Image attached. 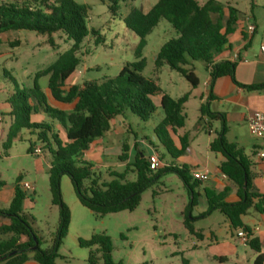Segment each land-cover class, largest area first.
Returning a JSON list of instances; mask_svg holds the SVG:
<instances>
[{"label":"trees","instance_id":"obj_1","mask_svg":"<svg viewBox=\"0 0 264 264\" xmlns=\"http://www.w3.org/2000/svg\"><path fill=\"white\" fill-rule=\"evenodd\" d=\"M111 1L110 9L117 14L121 2L129 0ZM88 10V4L76 0H0V35L21 30L49 36L62 33L73 43L71 48L35 74L32 87L21 88L16 84L14 92L6 99L9 104L7 114L12 117L14 125L36 134L42 143L41 150L47 149L51 154L49 184L52 203L59 206L60 216L50 245L42 249L41 238L23 212L27 195L19 180L9 207L0 210V218L9 219V223L0 225V262L4 264H24L30 258L40 264H59L58 259L62 257L59 249L71 222L70 209L61 194L60 182L64 174L70 177L80 203L101 218L125 210L134 211L143 193L167 172H175L183 179L192 196L191 205L196 204L195 188L202 182L190 175L186 165L178 166L173 161L190 147L188 134L179 136L180 148H174L172 137V133L177 134V130L186 125L184 105L190 93L174 98L164 92L154 79H146L141 74L147 63L143 56L146 38L162 19L173 26L177 37L160 48L157 66L168 64L195 88L199 85L195 62L203 61L213 81L228 76L247 90L264 91V83L245 85L237 81V62L228 59L215 61L229 46V36L235 32L240 19L237 8L231 5L225 8L218 0H207L204 4L198 0H157L146 12L140 8L132 9L124 22L140 37L135 51L136 60L125 65L114 78L67 86L68 79L82 61L79 50L86 37L91 33L98 36L96 44L103 41L98 30L88 27ZM41 77L48 78L46 88L51 98L71 105V110L50 103L45 88L39 82ZM157 96H160L159 104L155 101ZM159 108L163 119L154 128V133L173 162L154 170L150 168L148 158L137 154L133 162L126 164L123 173L113 171L110 174L113 179L101 182L100 176L93 171V165L82 159L92 143L110 130L111 121L116 117L130 112L147 121ZM200 110L202 114L224 122L221 133L211 141L210 148L224 156L219 168L233 186L227 185L219 192L204 190L208 202L205 215L216 210L223 213L234 230L243 231L249 237V245L258 253L253 264H264L260 240L252 235L251 227L242 219L250 210L264 213V193L254 185L253 162L236 143L227 140L223 113L213 112L207 105H202ZM35 116L42 118L35 120ZM5 146L9 148V145ZM127 151L125 146L119 156L120 161H127ZM28 152H33L32 144ZM130 172L136 174L133 181L126 178ZM233 188L235 193L230 198ZM184 225L190 233L197 234L188 211ZM79 244L96 247L89 254V264H101V260L104 264H114L113 242L109 236L94 234L89 239H79ZM183 264H187L186 259H183Z\"/></svg>","mask_w":264,"mask_h":264},{"label":"rangeland","instance_id":"obj_2","mask_svg":"<svg viewBox=\"0 0 264 264\" xmlns=\"http://www.w3.org/2000/svg\"><path fill=\"white\" fill-rule=\"evenodd\" d=\"M89 5L87 23L89 29H96L103 37V41L96 44L98 36L91 33L81 44L79 56L82 61L75 72L67 81V86L72 84H84L88 81H101L103 78L116 77L121 69L128 63L136 60L135 51L140 42L131 29L127 27L124 18L134 8L148 11L157 0H129L121 2L117 14H114L110 5L111 0H76ZM204 4L207 0H198ZM225 8L234 6L240 11V24L250 19L257 24V32L252 37V44L248 47L249 56L258 52L260 43L264 41V0H218ZM239 26V24L237 25ZM177 37L176 30L165 19L147 36V43L143 48V56L146 58V67L141 73L146 79H154L170 95L178 98L192 89L190 82L179 72L173 70L168 64L156 65V57L160 48L168 41ZM233 40V41H232ZM235 43V39H231ZM72 42L62 33L52 36L37 34L33 31H10L0 35V115H4L3 123H0V186L14 188L20 180V187L26 191V199L23 202V212L34 230L41 238V248H47L56 231L60 208L52 203V195L49 184V163L51 154L42 150L41 154L29 153L28 149L42 147L37 135L30 133L25 128H17L13 119L7 114L6 99L19 87H32L35 74L55 61L64 51L72 47ZM195 73L200 78V89L204 90V79L208 76L203 61L195 62ZM6 71L8 73H6ZM40 84L45 88L47 77H41ZM47 94L50 95L47 90ZM200 98L193 97L185 106L187 115V129L191 134L197 132V115H199ZM66 107H70L67 106ZM163 112L159 108L153 116L144 121L139 116L128 112L121 120L125 123L119 125L120 130L104 139L105 144L112 143V148L106 151L105 156L101 152H89L82 159L93 165V171L100 176L101 182H108L112 178L109 170L123 173L126 164L122 165L119 156L123 152L124 141L129 148H133L134 141L142 144L143 149L164 154L167 161L172 158L167 154L160 141L154 138V128L162 120ZM214 129L221 133L224 122L222 119L211 118ZM227 124V123H226ZM226 138L230 143H236L245 155L252 161L256 158L254 144L260 141L254 137L248 124L230 122L227 124ZM63 139V133H61ZM173 137V136H172ZM208 132L200 131L199 146L189 153L190 159H184L185 165L192 176L193 170L211 161L219 165L223 155L212 150H206ZM152 144H151V143ZM174 148H178L173 139ZM9 145V148L5 146ZM176 165L179 162L173 160ZM172 162V161H171ZM260 174L259 169L256 170ZM127 180L136 179V174L130 172ZM31 184L30 189H24L23 183ZM61 194L64 203L71 212V222L68 233L59 249L62 256L59 264H89L90 252L96 247H82L79 239H89L94 234H105L113 242L114 264H162L169 261L170 264L178 263L181 258L192 262L199 255L202 261L207 262L216 247L207 246L208 242L199 243L197 236L189 233L184 226L186 211L193 218L195 230L204 234L210 229H221L220 240H230L231 233L238 232L230 229L225 223V215L216 210L205 215L208 210V202L204 189L223 190L224 183L217 182L214 178L202 182L195 188L196 204L191 205L192 196L183 179L175 172L162 174L160 180L147 189L142 200L134 211H121L111 213L101 218L84 207L78 200L72 181L66 174L61 177ZM193 183V180H191ZM158 193V194H155ZM10 205V204H9ZM9 206L4 202L1 209ZM188 209V210H187ZM222 246V245H219ZM242 249L243 259L247 261L249 256ZM249 250V249H248ZM101 264H104L101 260Z\"/></svg>","mask_w":264,"mask_h":264},{"label":"crops","instance_id":"obj_3","mask_svg":"<svg viewBox=\"0 0 264 264\" xmlns=\"http://www.w3.org/2000/svg\"><path fill=\"white\" fill-rule=\"evenodd\" d=\"M239 22H240V19L238 21L239 26H237L235 32L229 36V46L215 58V61L218 62L221 60L228 59V60L237 62L235 76H236L237 81L242 84L250 85V84L264 83V57L260 51V48L258 52L252 53L251 55L252 57L249 56V52H248V47H250V45L252 44V37L257 32V24L255 22L250 21V19H247L246 22L241 23V24ZM250 24H254L256 27L254 33L252 34L248 30V27ZM232 37L233 39H235V43L232 42L233 40L231 41ZM263 42L260 43V46ZM235 54H239V59H237L236 61L235 59H233ZM207 72H208V76H206L203 82L204 90L200 89L201 80L198 77L199 85L195 88L192 87V89L188 91L190 93V97L184 105V113H185V106L190 101V99L193 97L200 98V103H201L199 107L200 112H199V115H197V124L195 125L197 132L195 134H191V132L187 129V120H186V125L177 130V134L172 133V131L169 128V130L172 133L173 139L176 140L178 144V148H180L181 146L180 141H179L180 135L182 136L184 134H188L190 138L189 150L184 155L176 159V161L179 162L178 166L185 165L186 163L183 160L187 158L190 159L191 157L189 156V153L192 150H197L196 145L198 147L199 143L196 141L199 139L200 131L208 132L206 150H211L210 148L211 141L219 135L218 130L214 129V127L212 126L210 122L211 117L208 116L207 114H202L200 110L202 105H207L209 109L213 112L223 113L225 115V125L227 128V131H228V127H227L228 123L238 122V123L248 124L247 123L248 117L253 112L264 111V91L247 90L237 85L232 80V78L228 76L220 77L213 81L211 79L210 72L208 70ZM157 84L159 83L157 82ZM47 90L48 89L45 87L46 92ZM162 90L167 93V91H165L163 88ZM48 96H49L50 103L52 105L59 107L61 109L68 110V111L71 110L72 108L71 105H67L70 107H66V104L56 102L51 98L50 95ZM155 101L157 104H159L160 96L155 97ZM5 104H6V107L9 109V104L8 103H5ZM121 117L122 116H118L111 121L110 130L107 131L102 137L97 138L92 143L90 149L85 154L89 152H101L103 156H105L106 151L110 150L113 145L112 143H110V139L108 140V143L105 144L104 139L114 134L117 129L120 130L119 125H122L125 123V119L121 120ZM1 118L2 119L0 123H3L4 115L1 116ZM41 118H42L41 116L34 117L35 120H40ZM186 118H187V115H186ZM162 119H163V115H162ZM158 123H159V120H157V124ZM154 138H156L155 133H154ZM122 143H123V150L125 146L128 150L127 151L128 159L126 162L121 161L122 165L127 164L129 162H133L137 154H141L142 157L145 156L147 158L151 153H153V151H149L148 153H146L147 151L143 149V146L145 145L144 140H142V144H140L136 139L134 141L132 149L129 148L124 141H122ZM254 146L256 150V158L254 161H252L253 166L251 167V170L253 172V182H254L256 189L264 193V160L260 159L257 155V150L260 146H262V141L261 140L257 141L254 144ZM162 155L163 154H159L160 159L162 163L164 164L163 166L170 164L172 160L167 161L165 157L163 158L161 157ZM224 159L225 158L223 156V159L221 160V162ZM220 164L216 165L215 163L211 161H207L206 164L196 169L208 170L210 172L209 179L214 178L217 182L224 183L225 186L229 185L233 187L231 182L226 178V176L221 173V170L219 168ZM257 168L259 169L260 174L256 173ZM113 171L114 170H109V173ZM7 187L8 186L6 185H3L2 187L0 186V204L4 202L6 205L9 206L14 196V193H15V187L10 188V189H8ZM216 189L217 188L211 189V190H214L217 192L220 191ZM234 193H235V189L232 192L230 198H233ZM242 219L244 223H246L247 225L251 227L252 235L254 237L259 238L261 249H262V252L264 253V213H258L254 210H250L248 214L243 216ZM7 223H9V219L0 218V225L7 224ZM225 223H227L230 229L233 230L227 218L225 220ZM196 232L198 235L197 234H193V235L198 237L199 245L200 243L208 242L207 246H211V247L214 246L216 247V249L213 251L212 255L208 256L207 262L202 261L201 257L197 255L195 256L196 260L194 262L187 259V264H253L255 259L258 256V253L249 245V240L244 241L243 238L238 236L239 231L236 232V234L232 232L230 240H226V241L219 239L222 233L221 229L219 228L210 229L207 232V234H204L201 231H196ZM24 240L25 238L23 237L22 241ZM219 245H222V246H219ZM243 248L245 249L244 250L245 253L249 256V259H247V261H244L243 259V254H242ZM0 264H4V262H0ZM24 264H40V263L30 258ZM162 264H170V263L167 260L163 262ZM175 264H183V258H181L179 262L178 263L176 262Z\"/></svg>","mask_w":264,"mask_h":264},{"label":"built area","instance_id":"obj_4","mask_svg":"<svg viewBox=\"0 0 264 264\" xmlns=\"http://www.w3.org/2000/svg\"><path fill=\"white\" fill-rule=\"evenodd\" d=\"M255 29L256 27L254 24H250L248 27V30L251 34L254 33ZM260 51L264 57V42L260 46ZM233 59H235V61L239 59V54H235ZM1 119L2 118L0 116V121ZM247 123L251 134L262 141V146L258 148L257 155L260 159L264 160V111L253 112L248 117ZM41 152L42 150L40 147H36L33 151V153H35L36 155L41 154ZM147 158L150 163L151 169L156 170L164 165L160 159L159 154L156 151L151 153ZM192 177L195 180L205 182L209 180L210 172L208 170L203 169H194ZM22 186L24 187V189H30L32 187L31 184L28 182L23 183ZM238 236L243 238L244 241L249 240V237L243 231H239Z\"/></svg>","mask_w":264,"mask_h":264},{"label":"water","instance_id":"obj_5","mask_svg":"<svg viewBox=\"0 0 264 264\" xmlns=\"http://www.w3.org/2000/svg\"><path fill=\"white\" fill-rule=\"evenodd\" d=\"M37 246H35L34 248H36Z\"/></svg>","mask_w":264,"mask_h":264}]
</instances>
